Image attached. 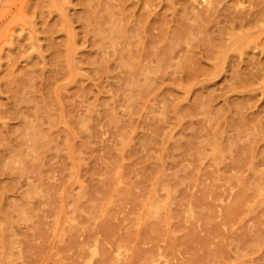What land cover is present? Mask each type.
Wrapping results in <instances>:
<instances>
[{"label":"rangeland","instance_id":"obj_1","mask_svg":"<svg viewBox=\"0 0 264 264\" xmlns=\"http://www.w3.org/2000/svg\"><path fill=\"white\" fill-rule=\"evenodd\" d=\"M0 264H264V0H0Z\"/></svg>","mask_w":264,"mask_h":264}]
</instances>
